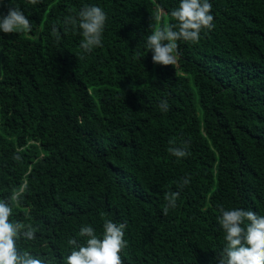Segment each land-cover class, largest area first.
Here are the masks:
<instances>
[{
    "label": "trees",
    "instance_id": "obj_1",
    "mask_svg": "<svg viewBox=\"0 0 264 264\" xmlns=\"http://www.w3.org/2000/svg\"><path fill=\"white\" fill-rule=\"evenodd\" d=\"M209 2L214 29L178 41L165 67L146 42L177 24L180 0H0L32 22L0 32V200L19 192L10 221L36 230L19 252L66 264L82 227L102 239L112 220L126 224L123 264H218L219 207L264 215V0ZM91 5L108 19L85 53L63 21Z\"/></svg>",
    "mask_w": 264,
    "mask_h": 264
},
{
    "label": "clouds",
    "instance_id": "obj_2",
    "mask_svg": "<svg viewBox=\"0 0 264 264\" xmlns=\"http://www.w3.org/2000/svg\"><path fill=\"white\" fill-rule=\"evenodd\" d=\"M36 4L38 0H30ZM212 5L209 0H180L178 8L169 14L177 24H167L156 28L148 36L146 47L152 52L154 64L174 66L178 63V41L198 43L202 31H211L215 25L211 14ZM108 17L106 12L98 6H84L77 16H66L64 24L81 30L83 37L80 47L85 53L94 48L102 47L103 32ZM32 22L17 7L9 6L6 14H0V32H31ZM53 33H58L54 26ZM59 38V37H58ZM161 111L167 112L169 105L161 100ZM188 146L173 147L169 151L176 158H184L190 153ZM19 159V157H16ZM190 183L185 177L181 188ZM179 192L166 194L167 206L163 215L167 216L169 208H175ZM21 194L13 192L8 201L0 200V264H45V261L35 257L28 251H18L16 241L20 238L34 240L36 230L19 221L12 222V202L17 204ZM221 213L219 224L225 233L226 246L216 255L218 264H264V215H258L250 209L233 208L226 210L219 207ZM26 229V230H25ZM126 224L105 220L103 224V238H99L91 226L80 229L79 236L86 239L80 244L73 238L68 241L74 250L66 257V264H123L121 252L128 247L124 239Z\"/></svg>",
    "mask_w": 264,
    "mask_h": 264
}]
</instances>
